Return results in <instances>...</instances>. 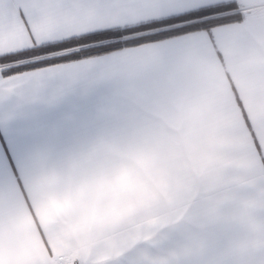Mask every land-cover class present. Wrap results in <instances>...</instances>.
I'll return each mask as SVG.
<instances>
[{
	"label": "crops",
	"instance_id": "0c3cea01",
	"mask_svg": "<svg viewBox=\"0 0 264 264\" xmlns=\"http://www.w3.org/2000/svg\"><path fill=\"white\" fill-rule=\"evenodd\" d=\"M255 1L0 0V59L223 3L247 12L211 31L0 72V264H264V144L251 113L264 111V4ZM112 143L193 144L199 177L161 185L131 213L95 215L79 209L85 199L59 180L66 163L57 162L37 177L49 210L32 200L17 159L88 158L83 144Z\"/></svg>",
	"mask_w": 264,
	"mask_h": 264
},
{
	"label": "rangeland",
	"instance_id": "374dc122",
	"mask_svg": "<svg viewBox=\"0 0 264 264\" xmlns=\"http://www.w3.org/2000/svg\"><path fill=\"white\" fill-rule=\"evenodd\" d=\"M254 3L263 5L264 0H256ZM239 6L241 12L246 15L247 12L243 11L240 4ZM51 57L53 56L26 59L7 66H0V72L4 74L10 68ZM251 113L264 144V111ZM83 146H88L89 154L94 156L72 160L37 158L16 160L29 194L40 208H49L47 200L44 202V199L50 198L51 195L38 189L41 181H38L37 177L46 170L43 168L55 166L57 162L66 163L64 169L63 165L60 169L59 166L57 167L59 169L57 173L61 177L59 180L61 182L71 181L75 187V196L85 199V202L83 200L84 203L78 206L79 209L95 215H102L104 207L109 210L111 208L112 213L117 210L131 213L130 211L136 209L135 200H148L153 196L158 198L161 192L156 189L161 188V185L168 182L193 181L194 178L199 177L200 159L198 153H195L198 151L193 149V144L112 143L83 144ZM187 152L188 155H186ZM142 208L146 210V205Z\"/></svg>",
	"mask_w": 264,
	"mask_h": 264
},
{
	"label": "trees",
	"instance_id": "16d2710c",
	"mask_svg": "<svg viewBox=\"0 0 264 264\" xmlns=\"http://www.w3.org/2000/svg\"><path fill=\"white\" fill-rule=\"evenodd\" d=\"M244 20L245 15L241 12L239 4L232 2L138 26L96 32L56 45L37 46L34 50L25 54L1 58L0 66H7L26 59L53 56L73 49H81L68 55L53 56L10 68L3 74L7 77L63 63L101 57L127 48L157 43L193 32L211 31L217 27L242 23Z\"/></svg>",
	"mask_w": 264,
	"mask_h": 264
}]
</instances>
